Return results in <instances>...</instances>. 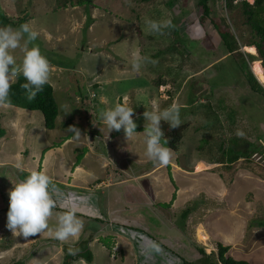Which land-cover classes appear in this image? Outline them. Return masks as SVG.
<instances>
[{"label":"rangeland","instance_id":"1","mask_svg":"<svg viewBox=\"0 0 264 264\" xmlns=\"http://www.w3.org/2000/svg\"><path fill=\"white\" fill-rule=\"evenodd\" d=\"M76 1L0 0L7 17L24 16L39 33L29 47L37 45L63 65L49 62L58 108L54 128L43 126L39 110L0 105V156L19 147L21 159L19 166H0V264H63L65 248L81 240L92 261L73 256L69 264H190L199 246L215 255L216 242L232 245V256L264 264V95L220 52L215 31L183 46L170 28L152 32L145 24L178 25L185 15L201 23L206 18L198 0ZM207 2L211 16L226 15L248 36L239 9L227 14L224 0ZM196 30L193 38H201L203 28L196 24ZM137 50L146 60L133 71ZM12 54L19 64L21 50ZM78 86L87 95L83 101ZM152 100L158 108L177 104L187 123L177 149L169 148L167 165L145 154L143 112L152 110ZM114 102L133 108L136 132L128 139L123 128L108 132L98 121L99 110ZM69 125L80 130L78 137ZM232 137L247 154L229 161L221 149ZM32 170L52 178L58 210L52 209L49 228L71 206L83 222L77 237L59 241L45 230L22 238L6 228L7 190Z\"/></svg>","mask_w":264,"mask_h":264},{"label":"clouds","instance_id":"2","mask_svg":"<svg viewBox=\"0 0 264 264\" xmlns=\"http://www.w3.org/2000/svg\"><path fill=\"white\" fill-rule=\"evenodd\" d=\"M145 24L152 32H160L161 29L170 26V20L156 21L146 19ZM38 32L27 22L19 24L0 26V105L10 104L9 88L12 81L18 74L22 75L25 82L22 88L28 91V97L35 96L41 87L48 82L50 65L48 59L41 53L39 47L29 44L35 41ZM19 48L22 57L19 64L13 56L12 51ZM131 69L139 71L142 57L139 51L132 52ZM152 110L144 111L143 116L148 122L144 126L143 135L146 156L161 165H167L171 159V150L162 143L163 131L161 121L168 124L169 128H176L180 125L179 107L172 103L167 107L158 108L156 101L152 100ZM64 108V106H61ZM70 111H65L68 113ZM133 108L125 103L114 102L111 106L105 107L98 112V121L102 122L109 131L123 128L126 138L131 137L135 131L136 124L132 118ZM67 131L73 133L74 138L80 135V130L74 125H69ZM238 135H243L238 132ZM7 190L8 208L6 212V228L13 235L22 238L41 233L45 230L59 241H65L69 237H77L83 228V222L75 215V209L67 206L65 211L60 212L56 217V226L49 228V217L55 207L51 195L52 187L50 177L40 170L30 171L23 179L11 182ZM78 249L68 248L70 255H75Z\"/></svg>","mask_w":264,"mask_h":264},{"label":"trees","instance_id":"3","mask_svg":"<svg viewBox=\"0 0 264 264\" xmlns=\"http://www.w3.org/2000/svg\"><path fill=\"white\" fill-rule=\"evenodd\" d=\"M207 1L208 0H198L201 12L206 18L203 22L198 23L197 21H192L187 15H185L179 20L178 25L171 21L168 28L171 29L172 33L180 36L181 42L179 43L183 46L186 39L203 42V40L207 38V35H210L212 31H215L219 38L218 49L221 50L220 52L231 56L233 58L234 65L244 76L249 87L252 90L262 92L264 95L263 87L256 81L251 69L248 67V61L245 58L246 55L241 49L244 45H253L256 50V55L248 53L247 56L250 60L255 58L259 59L261 66L263 67L262 69L264 70V0H224V8L226 9L227 14L235 8L239 9L240 13H242L243 20L241 24L248 30L247 37L246 34L240 30L237 31L236 28L234 29V21L231 18L228 19L226 15L211 16L210 7ZM76 3L81 5L82 0H77ZM24 18L25 17L22 16L19 18L20 20H13L0 11V23L3 25H12L13 27H17L19 24L23 23ZM89 20L90 19H87L85 26H88L90 23ZM196 24H199L204 30V35L201 38H193V36L197 33ZM180 28L182 29L181 31L179 30ZM49 50L52 52L54 51L53 49ZM44 56L50 63L56 66H63L60 65L59 59L47 55ZM24 82L25 80L23 76L19 74L16 76L14 81L10 82V104L30 110H39L42 114L43 126L47 129L54 128L58 108L53 95V87L51 83L48 81L38 92H36L34 97L29 99L28 91L21 87ZM77 91L80 94L81 101H83L87 95L85 92H81L79 86L77 87ZM186 126L187 123H181L176 128H162V143H164L166 147L176 150L178 142L182 138L183 130ZM3 133L4 129L0 128V136H2ZM250 145L251 150L256 148L255 143H250ZM221 151L222 154H225V156L227 155V160L229 161L235 160L240 156H246L247 154V149L242 151V149L237 147L236 137H232L229 140L227 147L225 149L222 148ZM54 209L56 211L58 210V208L55 207ZM186 213L187 209L185 208L182 216H185ZM82 241L83 240L75 242L73 249H78V251L75 252V255H70L68 253V248H65L63 264H69L73 256L82 258L87 262L92 261V253L87 247L88 244L86 242V245L82 246ZM215 247V255H213L212 252H204L203 248L200 246L197 247L199 256H197V258L190 264H262L250 263L245 259L234 258L227 255L226 252L228 250V245H223L221 242H216Z\"/></svg>","mask_w":264,"mask_h":264},{"label":"bare ground","instance_id":"4","mask_svg":"<svg viewBox=\"0 0 264 264\" xmlns=\"http://www.w3.org/2000/svg\"><path fill=\"white\" fill-rule=\"evenodd\" d=\"M243 49L245 51H247L248 53H251V54L256 53L255 47L253 45H244ZM250 69H251L255 79H257V81L261 85H264V72H263V69H262V66H261L259 59L255 58V59L250 61ZM200 166H201V164H200ZM199 238L205 239L206 237L203 234H199Z\"/></svg>","mask_w":264,"mask_h":264},{"label":"crops","instance_id":"5","mask_svg":"<svg viewBox=\"0 0 264 264\" xmlns=\"http://www.w3.org/2000/svg\"><path fill=\"white\" fill-rule=\"evenodd\" d=\"M19 147L17 148V153L16 152H14L13 154H10V155H7V157H5L4 156V158H2L1 156H0V166L1 165H9V163H13L15 166H19V162L21 163V159H19V157H18V155L20 154L19 153ZM1 152V151H0ZM13 159H15V160H13ZM13 161H15V162H13ZM17 163V164H16ZM37 165V164H36ZM76 165H78V163H73V167L71 168V171H72V169L73 168H75V166ZM24 168V167H23ZM32 168V165H30L28 168H27V170H29V169H31ZM144 173H147L146 171H144ZM148 174H151V173H147L146 175H148ZM133 176V175H132ZM53 177V176H52ZM134 177H136V176H133V177H131V176H129V178L128 179H130V178H133L134 179ZM52 178L50 177V180H51ZM67 183V182H66ZM74 184V183H73ZM228 242V241H227ZM226 242V243H227ZM229 246V245H228ZM232 245H230L229 246V248H228V250H227V254L228 255H230V256H232L231 255V250H233V248L231 247ZM235 252V251H234ZM246 255H248L249 253H245ZM236 255V254H235ZM232 257H234V258H237V257H235V256H232ZM246 260V259H245ZM247 261H249V260H247ZM250 262V261H249Z\"/></svg>","mask_w":264,"mask_h":264},{"label":"water","instance_id":"6","mask_svg":"<svg viewBox=\"0 0 264 264\" xmlns=\"http://www.w3.org/2000/svg\"><path fill=\"white\" fill-rule=\"evenodd\" d=\"M243 48V46L241 47V49ZM243 50V49H242Z\"/></svg>","mask_w":264,"mask_h":264}]
</instances>
